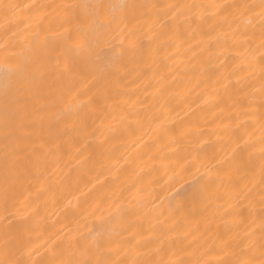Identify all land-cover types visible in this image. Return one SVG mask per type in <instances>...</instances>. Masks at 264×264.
I'll return each instance as SVG.
<instances>
[{
  "label": "bare ground",
  "instance_id": "6f19581e",
  "mask_svg": "<svg viewBox=\"0 0 264 264\" xmlns=\"http://www.w3.org/2000/svg\"><path fill=\"white\" fill-rule=\"evenodd\" d=\"M0 64V262L264 264V0H0Z\"/></svg>",
  "mask_w": 264,
  "mask_h": 264
},
{
  "label": "snow or ice",
  "instance_id": "6c2138e0",
  "mask_svg": "<svg viewBox=\"0 0 264 264\" xmlns=\"http://www.w3.org/2000/svg\"><path fill=\"white\" fill-rule=\"evenodd\" d=\"M7 7H15L14 5H6ZM96 23H101V21L99 19L96 20ZM68 39H71V33H68ZM21 71V68L19 65H12V64H0V73L3 74V77L5 79V81H7L8 77L16 72ZM196 169H199L201 167H208L209 165H205L203 162H201L199 160V158L197 156L192 155L191 152L188 153V158L184 161V164L182 165V167L187 170L188 168H192L194 167ZM29 252L32 251V249L28 250ZM0 264H3V262H0ZM10 264H22V261L20 260H14V261H10Z\"/></svg>",
  "mask_w": 264,
  "mask_h": 264
}]
</instances>
